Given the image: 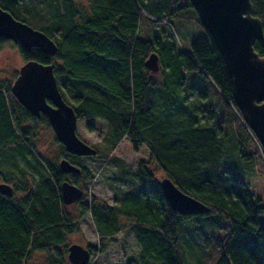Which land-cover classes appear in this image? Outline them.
Returning a JSON list of instances; mask_svg holds the SVG:
<instances>
[{
    "label": "trees",
    "instance_id": "trees-1",
    "mask_svg": "<svg viewBox=\"0 0 264 264\" xmlns=\"http://www.w3.org/2000/svg\"><path fill=\"white\" fill-rule=\"evenodd\" d=\"M180 1L193 7L190 0H44L45 14L39 17L23 0H0L14 17L56 42L55 55L36 46L27 50L19 42L16 45L25 60L55 64L59 89L78 119L106 121L107 153L124 138L135 149L147 146L150 163L160 173L211 208L187 215L172 210L154 172L141 160L134 180L139 189L131 195L126 190L120 204L91 195L89 204L70 213L62 200L61 183L69 180L85 189L93 172L57 136L60 159H68L80 172H64L59 163L38 153L37 122L51 127L47 115L37 117L24 107H10L6 92L12 84L0 82V174L14 190L12 195L0 192V264H29L37 251L45 253L44 264H72L68 237L89 214L100 235L99 246L86 245L92 252L106 251L104 240L114 242V234L132 227L140 244L138 264H191L186 243L195 249L193 259L202 264L196 232L187 230L184 220L210 213L215 218L206 219L205 231H199L209 232V237L212 232L219 234L215 238L221 252L214 264H264L260 220L264 203L247 189L233 152L237 148L247 163H253L246 149L251 128L235 103L230 74L211 34L205 30L187 49L178 46L170 16ZM251 2L253 15L262 19L264 28V0ZM152 25L158 26L157 35ZM146 30L149 36L143 34ZM7 41L0 37V46ZM254 47L264 57V42L257 40ZM152 52L159 55L161 78L157 72L151 75L146 66ZM209 87L214 88V98ZM88 127L93 129L91 123ZM6 152L34 167L40 174L37 181L28 180L20 169L24 180L11 184L12 177L1 169L3 163H14L2 156ZM223 220L230 223L227 231L217 228Z\"/></svg>",
    "mask_w": 264,
    "mask_h": 264
},
{
    "label": "water",
    "instance_id": "water-1",
    "mask_svg": "<svg viewBox=\"0 0 264 264\" xmlns=\"http://www.w3.org/2000/svg\"><path fill=\"white\" fill-rule=\"evenodd\" d=\"M200 22L220 51L231 77L233 97L243 119L254 131L264 148V57L255 49L257 40L264 42L261 18L253 15L251 0H190ZM0 37L19 42L29 50L36 46L43 52L55 55L56 42L42 30L18 20L0 6ZM54 63L45 64L35 59L27 60L13 81L11 90L24 108L39 117L46 114L58 140L66 150L76 155H94L98 150L77 134L78 117L71 104L63 97L54 72ZM146 66L154 75L160 70V58L152 52ZM64 172H80V167L62 158L59 162ZM160 187L170 208L181 214L205 213L209 206L182 191L171 178L163 176ZM62 200L72 204L84 196V189L64 180L61 183ZM0 192L14 193L13 186L0 182ZM72 264H89L91 251L80 243L68 248Z\"/></svg>",
    "mask_w": 264,
    "mask_h": 264
},
{
    "label": "rangeland",
    "instance_id": "rangeland-1",
    "mask_svg": "<svg viewBox=\"0 0 264 264\" xmlns=\"http://www.w3.org/2000/svg\"><path fill=\"white\" fill-rule=\"evenodd\" d=\"M23 2L24 4L30 5L31 10L37 16L40 17L45 14V10L42 6L44 0H23ZM186 4L187 3L185 1H180L177 6V11H174V14L170 16V20L175 31L172 30L171 27V29H169L172 33H176V35L174 34L176 42L181 49H187L190 47L193 40L206 34L202 23H200L196 18L194 8L189 5L186 6ZM143 23H145V21ZM142 26H144V24ZM151 28H153V34L157 35L159 33L158 26L152 25ZM170 31H167V33H170ZM143 34L149 36L147 30ZM7 40V42L0 46V82L3 84H12L18 76L21 66L25 64L27 60H25L21 55L16 42L11 39ZM157 73L158 78H161L163 72L159 70ZM207 90L212 98L216 96L213 87H209ZM187 93L188 97L191 98L190 101L194 100L195 97L193 95L191 96L189 92ZM6 95L8 97L10 107H13L15 110L23 107V105L12 93V90H10V92H6ZM68 101L69 100H67V102ZM28 123L33 125L32 120H29ZM88 123L92 124L93 129L88 127ZM36 129L38 132L36 137L38 153L42 154L50 162L59 163L61 158L59 156L60 145L56 141V133L52 126L49 127L46 123L39 121L37 122ZM250 130L251 129L248 130V133L251 140L246 144V149L253 155V163H247L242 158L240 153L236 151L237 148H235L233 152L235 151L237 158L236 162H238L239 165V175L246 182L247 189L249 192L254 194L255 197L260 198L264 203V154L262 153L264 148L261 146L262 144H260L261 142H259L254 132ZM76 131L82 140L95 147L98 152L94 155H81L84 158V163H86L93 172L94 178L92 181L85 183V194L79 202L77 201L75 203L68 204L66 209L70 213H77L82 204H89L91 195H94L99 199H103L109 204H120L126 190L129 191L128 195H131L139 189L137 185L139 182L136 183L137 181L134 182V180H137L136 172L141 160H145L149 164L158 181L165 176L160 173L158 166H156L155 163H150V150L145 145H142L139 149H135L133 143L129 141V139L124 138L111 152V154L107 153L106 147H108L110 132L108 124L104 119H79ZM9 153L10 152H6L2 154V156H5L8 161H14V163L11 165L3 163L1 169L7 176L12 177L11 184L22 183L24 180V178L20 175V169L26 171L25 176L28 180L31 182L34 180L37 181L40 174L35 173V168L27 162H24L23 159L20 158L21 156H17L16 158H12L11 155L7 156ZM0 182H4V176L2 174H0ZM136 185L137 187L135 188L134 186ZM132 188H135V190L130 191ZM18 194L21 195L20 192H18ZM211 216L212 218H215V214L210 213L194 215L190 219L184 220V226L187 230L196 232L195 235L198 237L197 248L200 255L205 260L202 264H214L221 252V247L217 244V240L215 238L219 236L217 232H212V237H209V232H205L204 234L199 231H205L207 226L205 220L209 219ZM91 218L92 217L89 214L85 219L86 221L81 224L80 229L68 237V242L71 244L80 243L83 245H88V242H91L92 245L99 246L100 235L96 230L93 219ZM260 220L263 225L264 216H261ZM211 222L214 223L213 220ZM217 228L219 230L222 229L227 231L230 229V223L227 220H223ZM133 232L132 227H128L114 234V242L110 243L108 239L104 240L105 244L108 246L107 250L104 252L93 251V258L91 262H94V264H138L140 244L134 237ZM184 248L186 256L187 250L189 252L188 255L190 257L191 264H199L196 261L197 259L195 260V258L193 259L191 256L195 249L193 248V250L192 248H187V243L184 245ZM44 262L45 253L38 251L34 252L29 260V264H44Z\"/></svg>",
    "mask_w": 264,
    "mask_h": 264
},
{
    "label": "crops",
    "instance_id": "crops-1",
    "mask_svg": "<svg viewBox=\"0 0 264 264\" xmlns=\"http://www.w3.org/2000/svg\"><path fill=\"white\" fill-rule=\"evenodd\" d=\"M87 217L83 218L80 222V227H81V224H83L86 220ZM92 219V218H91ZM94 222V221H93ZM96 227V226H95ZM97 230V229H96ZM98 232V231H97ZM99 239H100V236H99ZM88 243H91V242H88ZM92 244V243H91Z\"/></svg>",
    "mask_w": 264,
    "mask_h": 264
},
{
    "label": "bare ground",
    "instance_id": "bare-ground-1",
    "mask_svg": "<svg viewBox=\"0 0 264 264\" xmlns=\"http://www.w3.org/2000/svg\"><path fill=\"white\" fill-rule=\"evenodd\" d=\"M61 160V159H60ZM91 244V243H90ZM84 246H86V245H84ZM87 247V246H86ZM88 248V247H87ZM91 251V250H90ZM92 258H93V254H92V251H91V259H90V262H91V260H92ZM89 262V263H90Z\"/></svg>",
    "mask_w": 264,
    "mask_h": 264
},
{
    "label": "built area",
    "instance_id": "built-area-1",
    "mask_svg": "<svg viewBox=\"0 0 264 264\" xmlns=\"http://www.w3.org/2000/svg\"><path fill=\"white\" fill-rule=\"evenodd\" d=\"M253 131V130H252ZM254 132V131H253ZM255 134V133H254ZM257 137V136H256ZM259 140V139H258ZM260 142V141H259ZM261 144V143H260ZM262 146V145H261Z\"/></svg>",
    "mask_w": 264,
    "mask_h": 264
}]
</instances>
